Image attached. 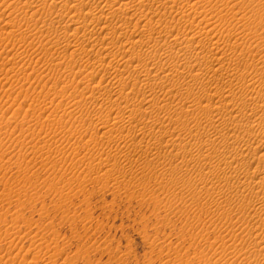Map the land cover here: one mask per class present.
<instances>
[{
    "label": "rangeland",
    "instance_id": "1",
    "mask_svg": "<svg viewBox=\"0 0 264 264\" xmlns=\"http://www.w3.org/2000/svg\"><path fill=\"white\" fill-rule=\"evenodd\" d=\"M139 1L134 0L135 3ZM152 1L148 3L158 6L160 4V12L156 13L157 11H150L149 7H145L140 21H135V18L131 20L127 18L125 21L123 18L131 15L132 12L128 10L129 14H127L125 7L120 4L121 1L117 0L114 5L117 9L112 14L103 15L99 22L98 17L93 18V15L89 14L86 16V11L78 14L75 17L76 21L75 19L71 21L69 19L72 14L53 0H0V85L2 84L0 86V264H264V251L261 252L262 255L251 254L249 261L238 251L241 247L246 250V245L249 246L252 230L257 233L259 232L257 226L259 224L264 226V213L258 212L253 215L257 187L245 189L246 191L242 192L245 196L237 197L222 181H219L221 188L206 182V172L210 173L215 170L212 168H218L223 164L222 157L217 156L212 159L205 157L209 151L221 149L220 136L219 133L215 135L214 132L211 133L212 130H208L212 140H208V137H204V140L197 139L200 136V129L204 127L201 130V134H204L208 123L203 103L212 104L208 109L211 111L210 118L215 114L214 120H224L239 112L241 108L239 97L253 96L252 94H257V89L260 91L258 96L264 97V0H204L195 5V0H178L175 7L184 6L181 10L173 8L170 0V2ZM134 2L132 0L131 4ZM37 4L38 9L42 8L43 11L35 15L36 18H32L31 11L37 10ZM70 5L77 4L72 1ZM119 7H122L121 10ZM145 13L151 15L150 23L148 18H145ZM157 17L161 20L158 24L155 22L159 19ZM59 19L61 22L52 24L53 20ZM85 22L91 23V27H96V30L89 29L87 35L83 29L75 30L78 25ZM142 24L143 26L148 24L147 28L144 26L146 30L151 26L160 27L161 38L158 39L156 35L146 31L149 34H146L145 44H137L136 48L133 44L131 49L133 52L120 50L117 47L120 44L118 40L126 42V40L131 41L130 37L138 39L140 29L143 30ZM101 25L109 28L103 31L99 28ZM173 26L181 28L182 31L193 30L189 38L180 34L177 40L179 44L177 42L175 47L172 45L176 40L175 33L172 35L168 32ZM209 29L215 30L211 32V36L216 39L219 36V40L223 39V41L228 39V35L234 40L243 35V40L239 38L240 43L238 49L236 48L238 51L236 50L235 57L242 60L241 63L239 62L240 65L243 64L242 66L248 63L249 69L245 70V67H242L244 71L241 69V74L238 73V76L223 75L217 80L212 73L213 69L219 66V63L215 64V62L220 57L226 58L229 51L225 52L224 47L218 49L215 46L214 51L218 49V54L216 50V54H211L212 60L200 62L195 59L194 52L187 54V49L190 51L200 47L198 41L201 35L193 38L192 34L195 31L200 33ZM128 33L130 35H127ZM167 33L173 37H168ZM102 38L105 40L103 41ZM113 41L119 44L112 46ZM185 41L192 44L189 45ZM169 42L172 46L167 45ZM183 42L185 45L182 47ZM82 45L85 49L80 48ZM93 45H95L94 49ZM154 45H157L159 51ZM76 46L79 49H76ZM95 53L96 55L101 53L106 58L105 61L97 62L98 56ZM119 57L120 60L125 59L123 63L125 65L122 66V61L118 67L116 59L119 60ZM187 58L189 64H186ZM111 59L114 60L113 63L109 62ZM159 60L160 77L162 78V74L165 77L162 80L161 78L159 80L156 72L154 73L155 68L159 67L157 64ZM205 61L208 62L207 65ZM177 62L180 66L183 64L185 66L179 67ZM151 63L154 64L152 68H150ZM145 64L149 67L146 70H152L150 82L158 90H152L154 94L150 89L144 91L148 89L144 87L145 81L142 79L143 76L146 77V71L143 69ZM115 65L117 68L114 67ZM134 66L138 69L135 70ZM162 66L163 69L168 67L164 69L165 72ZM223 66L227 67H224L225 71L230 68L227 62ZM129 67H131L130 71H128ZM176 67L181 69L173 72ZM183 67L186 70L182 69ZM190 67L193 74H198V78L203 80L197 78L193 82L190 79V83L188 82L190 87L184 88L181 85L182 88L177 81L180 82L182 79L185 81ZM122 68L132 74V77ZM199 68L202 70L200 71ZM116 70L124 72L120 73ZM170 73H175L177 77ZM120 74L126 77L123 78ZM166 74L168 75L165 76ZM153 75L157 79H154ZM168 76L174 77V80ZM230 77L234 79L231 80ZM255 79H261V82L257 81L258 85H253ZM122 80L131 82V86L123 91L122 85L119 84ZM162 82V85L158 84ZM230 82L232 84H229ZM165 83L166 87L163 88ZM142 85L144 86L141 87ZM177 88H180V91ZM207 88L209 91H206ZM181 90L182 93H187V96L179 93ZM199 93L200 95L208 93L214 97L212 101L207 97L203 98V103L193 101L195 98L200 99V95H197ZM240 93L244 94L240 95ZM180 95H183V102ZM165 96L167 100H171L167 101ZM145 97L147 101L143 99ZM186 97L193 98L188 100ZM227 100L230 102L228 103ZM126 102H129L128 106ZM151 103H156L155 109H151L155 107H152ZM196 103L199 105H195ZM125 105L129 113L131 107L132 109L136 107L137 109L134 110L137 112L132 110L131 114H118L117 110ZM214 106L218 107V110L224 109L222 112H216ZM222 106L223 108H219ZM108 111L112 112L108 114ZM143 112H147L145 116ZM176 112H180L181 115ZM175 113L180 119L172 118ZM114 114L116 118L113 117ZM182 115L185 119L181 118ZM236 115L239 120L241 118L239 113L234 116ZM151 119H154L155 123L150 129L144 125L151 122ZM144 120L149 121L144 122ZM242 120L244 124L250 121L248 118ZM135 122L136 127H134ZM129 124L134 125L132 127ZM158 124L160 126L156 129ZM127 127L132 129H126ZM134 128L140 130L135 131ZM219 132L223 133L224 129ZM178 139L182 140L179 142ZM183 139L189 141L185 151L180 148ZM168 140L175 141L178 146ZM253 140L250 142L253 143H251L252 152L257 153L256 159L251 160V155L244 157V160L250 157L246 160L251 162L248 174L250 178L256 177L253 174L255 168H264V155L259 158V153L264 152V144L258 145L257 141ZM155 142H158L157 145ZM167 142L170 143L168 147ZM150 147L152 148L149 149ZM191 156L194 158L191 159ZM178 161L182 163L181 169L177 166ZM184 162L188 165L182 166L185 165ZM218 174L216 180L217 178L223 180L224 174L222 172Z\"/></svg>",
    "mask_w": 264,
    "mask_h": 264
},
{
    "label": "bare ground",
    "instance_id": "2",
    "mask_svg": "<svg viewBox=\"0 0 264 264\" xmlns=\"http://www.w3.org/2000/svg\"><path fill=\"white\" fill-rule=\"evenodd\" d=\"M54 2L56 1L57 3H60V5H61V7L62 8H66V10H68L67 12L68 13H71L72 15H71V19H69V20H74L75 19V17H77L78 16V14H82L83 13V11H86L85 12V14H86V16L89 14V15H93V18H97L98 17V21L100 22L101 21V18L103 17V15H107V14H112L117 8H115L114 7V5H115V3H117V0H93V2H92V0H53ZM72 1H73V3L74 4H77L76 6H74V5H70V3H72ZM119 1H121V5L122 6H124L125 7V9L124 10H126V13L127 14H129V11H131L132 12V14L131 15H127V17L126 18H123L125 21H127V18H130V20L131 19H136L135 21H140V20H142V17H143V9L145 8V7H149L150 9V11H157L156 13H158V12H160V4H159V6H158V4H156V5H154V4H152V3H150L152 6H150V4L148 3V1H151V0H140L138 3H135L134 2V0H133V4H131L132 3V0H119ZM154 1V0H153ZM152 1V2H153ZM167 2L169 1V0H166ZM172 3H173V5H172V7L173 8H176L175 6H176V4H177V1L178 0H170ZM169 1V2H170ZM200 1H204V0H195V3H194V5L195 4H197L198 2H200ZM154 2H156V1H154ZM160 2V1H159ZM165 3V2H164ZM59 5V6H60ZM167 6H168V4H166ZM169 6H171V5H169ZM38 4H37V10H33V11H31L32 13V15H31V17L33 18V17H35V15L37 16L39 13H40V11H43L42 10V8H39L38 9ZM120 8H122V7H119V9ZM30 9H32V7L30 6ZM176 9H178V10H181V9H184V6H179V7H177ZM16 10V9H15ZM63 10V9H62ZM65 10V9H64ZM66 10H65V12H66ZM121 10V9H120ZM129 10V11H128ZM149 11V12H150ZM15 12H17V11H15ZM28 13V12H27ZM68 13H66V14H68ZM145 15V18H148L147 20L149 21V16H151V15H149V13L147 14V13H145L144 14ZM69 16V15H68ZM67 16V17H68ZM25 17V16H24ZM153 17V16H152ZM32 18H30V19H32ZM36 18V17H35ZM58 18V17H57ZM63 19H64V17H62ZM61 18V19H62ZM69 18V17H68ZM155 18V17H154ZM157 18H159V17H157ZM61 19H59V20H53V22H52V24L53 25H55V23L56 22H61L60 20ZM214 19V18H213ZM65 20V19H64ZM78 20V19H77ZM93 20V19H92ZM91 20V21H92ZM150 20H151V18H150ZM75 21H76V19H75ZM160 18L159 19H156L155 20V22L158 24V23H160ZM213 21V20H212ZM62 22H63V20H62ZM151 21H149V23H150ZM64 23V22H63ZM69 23H70V21H69ZM116 23L119 25V22L118 21H116ZM61 24V23H60ZM65 24V23H64ZM77 24H78V22H77ZM125 24V23H124ZM215 24V23H214ZM120 25H122V24H120ZM150 25V24H149ZM63 26V25H62ZM146 28L148 27V24H145L144 25ZM144 26H143V24H142V27H143V30L142 29H140L139 31V38L137 39L136 37V39L134 38V37H130L131 39H129V40H131V41H127L126 40V42H122L121 40H118V41H120V44L119 43H117L116 44V42L115 41H113L112 42V46L114 45H118L117 47L120 49V50H123V51H125V52H133L131 49H132V46H133V44H134V47L137 45V44H145V42H146V34H151V35H156V38H158V39H160L161 37H160V27H156V28H153L152 26L151 27H149V29L148 30H146L145 28H144ZM153 26H156V25H153ZM213 26V25H212ZM67 26H64V28H66ZM68 28V27H67ZM101 30H105V29H108L109 27L108 26H106V25H101L100 27H99ZM177 28V26H173V29H169L168 30V32H170V34H174L175 33V35H174V37L176 38V40H175V38H174V40H175V42H174V44H172L173 43V41H172V43L171 42H169V44H167L168 46H170L171 44L175 47V45L177 44V40H178V36L181 34V36H183V37H187L188 36V38H189V35L193 32V30H191V29H185V30H183L182 31V29L181 28H177V30H175ZM211 28V27H210ZM213 28V27H212ZM76 29H83L84 30V32H86V34L85 35H87V32L89 33V29H91V30H96V27H91V23H87V22H85V23H81L80 25H78V28H75V30ZM193 29V28H192ZM191 30V31H190ZM132 31V30H131ZM136 31V30H135ZM146 31H150L149 33H147ZM213 31H215V30H211V29H209V30H207L206 32H201L200 31V33L197 31H195V33H193L192 34V36L191 37H195V36H198V35H201V39L197 42L199 45H200V47L199 48H195V50H190V51H188V49H187V45L189 44V45H191L190 43H188L189 41H185L186 43H188V44H186V48L185 49H187V51H186V53L187 54H191V53H193L195 56V59L196 60H198L199 62L200 61H204V60H206V61H208V59H210V58H213L212 57V55L211 54H216V50H218L219 49V47L221 48V47H224L225 48V50H223V51H225V52H228V55L226 56V58H222L221 59V57L220 58H218V62L216 61L215 62V64L216 63H219V66H218V68H216V69H213V76L218 80V78L219 77H223V75L224 76H229V75H232L233 77H236V76H238V73H240V70L242 69L243 70V68L246 70L247 68L249 69V66L247 65V64H244V66H242V65H240L239 64V62L241 63L242 62V60L241 59H239L238 57H235V55H236V50L238 49L237 48V46H238V44L240 43V42H238L240 39L241 40H243V35H242V37H237V39L236 40H234V39H232V36L231 35H228V39H226V40H224L223 41V39L222 40H219V36L217 37V39L214 37V36H211L210 34H211V32H213ZM217 31V30H216ZM126 33H127V31H125ZM52 33V32H51ZM91 33V32H90ZM120 33H124V32H120ZM135 33V32H134ZM216 33V32H215ZM43 34V33H42ZM92 34V33H91ZM91 34L89 35V36H91ZM168 34V33H167ZM240 34V33H239ZM127 35H130L129 33L127 34ZM150 35V36H151ZM169 35V34H168ZM172 35H169L168 37H170V36H172ZM213 35V34H212ZM215 35V34H214ZM135 36V35H134ZM126 37V36H125ZM124 36H123V38H125ZM173 37V36H172ZM182 37V39L183 40H185L184 38ZM199 37V36H198ZM88 38H90V37H88ZM94 38V37H93ZM127 38V37H126ZM147 38H148V36H147ZM226 38V37H225ZM236 38V37H235ZM240 38V39H239ZM96 39V38H95ZM105 40V38H102V40ZM122 39V38H121ZM166 39V38H165ZM192 39V38H191ZM88 40H92L93 41V39H88ZM100 40V39H99ZM98 40V41H99ZM103 40V41H104ZM169 40H171V39H169ZM233 40V41H232ZM117 41V40H116ZM149 42H150V40H148ZM154 41V40H153ZM167 41V40H166ZM180 41V40H179ZM223 41V42H222ZM1 42V41H0ZM72 42V41H71ZM76 42H79V41H76ZM95 42H97V41H95ZM122 42V43H121ZM181 42V41H180ZM81 43V42H80ZM83 43V42H82ZM102 43V42H101ZM154 43V42H153ZM158 43V42H157ZM184 43V42H183ZM57 44V43H56ZM67 44V43H66ZM78 44V43H77ZM94 44V43H93ZM131 46H130V45ZM148 44V43H147ZM146 44V45H147ZM155 44H156V42H155ZM178 44H179V42H178ZM182 44V43H181ZM83 45H85V44H83ZM83 45L80 47L81 49H83L84 47H83ZM96 46H97V44H95ZM95 45H93V49H94V46ZM152 45V44H151ZM158 45V44H157ZM156 45V46H157ZM166 45V46H167ZM171 45V46H172ZM185 45V43L182 45V47ZM138 46V45H137ZM150 46V45H149ZM155 46V45H154ZM154 46H153V48H154ZM155 46V47H156ZM195 46H196V44H195ZM215 46H217V48L218 49H215V51H214V47ZM77 48L76 49H79L78 48V46H76ZM133 47V48H134ZM160 47V46H159ZM162 47H164V46H162ZM173 47V48H174ZM177 47V46H176ZM180 47V46H179ZM65 48V47H64ZM116 48V47H115ZM136 48V47H135ZM161 48V47H160ZM165 48V47H164ZM181 48V47H180ZM180 48H179V50H180ZM237 48V49H236ZM85 49V48H84ZM142 49V48H141ZM165 49H167V48H165ZM170 49V48H169ZM185 49H182V50H184L185 51ZM192 49V48H191ZM148 50H150L149 48H148ZM156 50H158V47H156ZM171 50V49H170ZM177 50H178V48H177ZM177 50H174V51H177ZM74 51V50H73ZM117 51H119V50H117ZM122 51V52H123ZM137 51V50H136ZM159 51V50H158ZM157 51V52H158ZM164 51V50H163ZM238 51V50H237ZM250 51V50H249ZM138 52H139V50H138ZM137 52V53H138ZM151 52V51H150ZM149 52V53H150ZM154 52V51H153ZM166 52H169V51H166ZM179 52H183V51H179ZM218 52H219V50L217 51V54H218ZM222 52V51H221ZM248 52V51H247ZM155 53V52H154ZM159 53V52H158ZM163 53V52H162ZM176 53H178V52H176ZM238 53V52H237ZM240 53V52H239ZM238 53V54H239ZM100 55H101V53H99ZM99 54H97L96 55V53H95V55L96 56H98L97 57V59H98V61L97 62H104L105 61V57H103L102 55L100 56ZM151 54V53H150ZM156 54V53H155ZM155 54H153L154 56H156ZM166 54V53H165ZM167 54H169V53H167ZM166 54V55H167ZM180 54V53H179ZM183 54V53H182ZM222 54V53H221ZM221 54H219V56L221 55ZM242 54H244V52L242 53ZM241 54V55H242ZM94 55V54H93ZM124 55V54H123ZM142 55V54H141ZM145 55H146V53H145ZM159 56H160V54H158ZM177 55V54H176ZM223 55V54H222ZM240 55V57H242ZM248 55V54H247ZM121 56H122V54H121ZM139 56V55H138ZM149 56V55H148ZM169 56V55H168ZM175 56V55H174ZM178 56V55H177ZM189 56V55H188ZM192 56V55H191ZM211 56V57H210ZM215 56V55H214ZM244 56V55H243ZM15 57V56H14ZM124 58H125V55L123 56ZM122 57V58H123ZM140 57V56H139ZM171 57V56H170ZM180 57V56H179ZM193 57V56H192ZM247 57H249V55L247 56ZM246 57V58H247ZM91 58V57H90ZM90 58H88V59H90ZM120 58L121 57H119V60H117L116 59V62H117V66L119 67V65L121 64L120 62H122L123 60H120ZM141 58H143L142 60H144V57H142L141 56ZM140 58V59H141ZM146 58V57H145ZM151 58V57H150ZM157 58H159L160 59V57H157ZM166 58H168V57H166ZM166 58H164V60H168V59H166ZM178 58V57H177ZM153 59H155V57H153ZM152 59V60H153ZM172 59V58H171ZM170 59V60H171ZM183 59V58H182ZM185 59V58H184ZM190 59H192L191 57H190ZM226 59V60H225ZM160 60H162V58L160 59ZM160 60H159V62H157V64H158V66L159 67H157V69L155 68V71H154V73L156 72L157 74V77L159 78V80H160ZM163 60V61H164ZM177 60V59H176ZM186 60V59H185ZM184 60V61H185ZM210 60H212V59H210ZM214 60V59H213ZM247 60V59H246ZM96 61V60H95ZM124 61H125V59H124ZM124 61L122 62V66L123 65H125V64H123L124 63ZM128 61V60H127ZM126 61V62H127ZM157 61H158V59H157ZM177 61H179V60H177ZM205 61V62H206ZM16 62V61H15ZM90 62H93V61H90ZM97 62H94V63H97ZM110 63H113L114 62V60L113 59H111L110 61H109ZM130 62V61H129ZM128 62V63H129ZM144 62V61H143ZM150 62V61H149ZM149 62H147V63H149ZM165 62V61H164ZM168 62H169V60H168ZM173 62V61H172ZM176 61H174V63H175ZM189 62L190 61H188V58H187V62H186V64H189ZM227 62V66L228 67H230L228 70L226 69V71H225V69H224V67L226 66H223L225 63ZM248 62V61H247ZM109 63V64H110ZM146 63V62H145ZM167 63V62H166ZM178 63V62H177ZM181 63V62H180ZM202 63V62H201ZM207 63L208 62H206V65H207ZM211 63H213V62H211ZM93 64V63H92ZM98 64V63H97ZM109 64H107V65H109ZM116 64V63H115ZM127 64V63H126ZM142 64V63H141ZM140 64V65H141ZM195 64V63H194ZM250 64V63H249ZM106 65V66H107ZM134 65V64H133ZM143 65V64H142ZM146 65V64H145ZM148 65V64H147ZM147 65L143 68V69H145V71H146V73H145V76L146 77H144L143 76V78L142 79H144L143 81H145V82H143V81H141V83L143 82L144 83V85H142L141 87H145V88H148V89H145L144 91H146V90H151V92H153L152 90H157V89H155L154 87V85H153V83H151L150 82V78H151V74H152V70H150V69H148V70H146L147 68H149V67H147ZM152 65L154 66V64H152L151 63V67L150 68H152ZM163 66H164V63L162 64ZM171 65H173V64H171ZM178 65H179V67H182L183 65H182V63H181V65L182 66H180V64L178 63ZM197 65H200V64H197ZM117 66L115 65L114 67H116L117 68ZM128 66V65H127ZM135 66H137V65H135ZM134 66V67H135ZM163 66H162V69H163ZM167 66H170V65H167ZM174 66H177V65H174ZM174 66H172V67H174ZM185 66V65H184ZM203 66V65H202ZM223 66V67H222ZM255 66H256V64H255ZM109 67H110V65H109ZM113 67V66H112ZM172 67H170V69H172ZM188 67V66H187ZM207 67H209V66H206V68ZM214 67H215V65H214ZM213 67V68H214ZM243 67V68H242ZM94 68V67H93ZM108 68V67H107ZM106 68V69H107ZM130 68L131 67H129V70L128 71H130ZM166 68V67H165ZM164 68V69H165ZM168 68V67H167ZM166 68V69H167ZM189 68V67H188ZM191 68L192 67H190V72L188 71V75L186 76V79H185V81H182V80H180V82L179 81H177L179 84H180V86L181 85H183V87L185 88V86L186 87H190L189 85H188V82H189V80L191 79L193 82H194V80H197V78H198V74H193V72H192V70H191ZM225 68H227V67H225ZM100 69V68H99ZM102 69V68H101ZM110 69V68H109ZM114 69V68H113ZM119 69V68H118ZM121 69V68H120ZM122 69H125V68H122ZM135 70H137L138 68L137 67H135L134 68ZM154 69V68H153ZM161 69V70H162ZM163 69V70H164ZM181 69V68H180ZM180 69H178L177 67H176V69L173 71V72H178ZM182 69H184V67L182 68ZM200 69V68H199ZM204 69V68H203ZM208 69H210V68H208ZM184 70H186V68L184 69ZM202 69H200V71H201ZM205 70H207V69H205ZM224 70V71H223ZM114 71V70H113ZM116 71H119V70H116ZM121 71H123V70H120L119 72L121 73ZM125 71H126V69H125ZM128 71H126L127 73H129ZM140 71V70H139ZM166 71H168V70H166ZM183 71V70H182ZM194 71V70H193ZM196 71V70H195ZM208 71V70H207ZM244 71V70H243ZM242 71V73H245V72H243ZM248 71V70H247ZM124 72V71H123ZM122 72V73H123ZM135 72V71H134ZM163 72H165V70L163 71ZM170 72H172V70L170 71ZM185 74H186V72L185 71H183ZM205 72V71H204ZM223 72V73H222ZM109 73L111 74V72L109 71ZM113 73V72H112ZM132 73H133V70H132ZM143 73V74H144ZM153 73V74H154ZM168 74H169V72H167ZM200 73V72H199ZM207 73V72H206ZM130 74V73H129ZM136 74V73H135ZM135 74H134V76H135ZM139 74V73H138ZM168 74H166L165 76H167ZM170 74H172V73H170ZM178 74V73H177ZM201 74V73H200ZM241 74V73H240ZM109 75V74H108ZM116 75H117V72H116ZM115 75V76H116ZM120 75H122V74H120ZM127 75V74H126ZM132 74H130V77H132L131 76ZM155 75V74H154ZM153 75V76H154ZM159 75V76H158ZM183 75V74H182ZM203 75H205V74H203ZM209 75V74H208ZM212 75V74H211ZM104 76H105V73H104ZM114 76V75H113ZM118 76V75H117ZM123 76V75H122ZM122 76H120V78L122 77ZM133 76V78H135ZM172 76H174V77H177V76H175V73L174 74H172ZM172 76H168L169 78H171ZM185 76V75H184ZM107 77V76H106ZM126 76L124 75L123 76V78H125ZM129 77V76H128ZM157 77L155 78V76H154V79H157ZM164 76H163V74H162V78H163ZM174 77H172L173 78V80H174ZM200 77V76H199ZM201 77H203V76H201ZM209 77V76H208ZM210 77H212V76H210ZM231 78V80L232 79H234V78ZM162 78H161V80H162ZM165 78V77H164ZM163 78V79H164ZM178 78H179V75H178ZM257 78V77H256ZM102 79V78H101ZM117 79H119L118 77H117ZM130 80H131V78H129ZM137 79V78H136ZM136 79H134V80H136ZM142 79H140V80H142ZM177 79V78H176ZM199 79V78H198ZM200 79H202L203 80V78H200ZM199 79V80H200ZM211 78H209V80H210ZM216 79H212L213 81L214 80H216ZM226 80H228L227 78H225ZM258 79V78H257ZM257 79H255V82L253 83V85H258L257 84V81L260 83L261 82V79L260 80H257ZM103 80V79H102ZM110 80V79H109ZM138 80V79H137ZM148 80V81H147ZM168 80V79H167ZM172 80V81H173ZM179 80V79H178ZM201 80V81H202ZM216 80V81H217ZM225 80V81H226ZM230 80V81H231ZM153 81V80H152ZM164 81V80H163ZM182 81V82H181ZM206 81V80H205ZM213 81H212V83H213ZM215 81V82H216ZM223 81V83H224V80H222ZM237 81V80H236ZM235 80H234V82H236ZM241 81V80H240ZM251 81V80H250ZM113 82V81H112ZM134 82V81H133ZM153 82H159L158 80H156V81H153ZM176 82V81H175ZM198 82V81H197ZM208 82V81H207ZM218 82V81H217ZM239 82V81H238ZM263 82V81H262ZM89 83V82H88ZM119 83V82H118ZM130 81H125V80H122L121 81V83H119V84H121L122 86H121V90L123 91V90H125V89H127L128 88V86L130 85ZM190 83V82H189ZM201 83V82H200ZM220 83H221V81H220ZM223 83H221L222 85H223ZM133 84V83H132ZM137 84V83H136ZM158 84H160V85H162L163 84V82L162 83H158ZM171 84H174V83H171ZM199 84V83H198ZM226 84V83H225ZM229 84H232L231 82L229 83ZM236 84V83H235ZM2 85V84H1ZM0 85V86H1ZM88 85V84H87ZM113 85V84H112ZM165 86H163V88L164 87H166V83L164 84ZM176 86H178V84H175ZM174 85V86H175ZM192 85V84H191ZM212 85V84H211ZM237 85V84H236ZM264 85V84H263ZM90 86H91V84H90ZM115 86V85H114ZM131 86V85H130ZM193 86H194V84H193ZM192 86V87H193ZM203 86H205V85H203ZM207 86V85H206ZM224 86V85H223ZM227 86V85H226ZM230 86V85H229ZM132 87H133V85H132ZM182 87V86H181ZM182 87V88H183ZM195 87V86H194ZM194 87L192 88V90L194 89ZM211 87V86H210ZM209 87V88H210ZM216 87H218V86H216ZM231 87V86H230ZM6 88V87H5ZM101 88V87H100ZM135 87H133L132 89H134ZM160 88V87H159ZM162 88V89H163ZM172 88V90H174L173 89V87H171ZM171 88L169 89V90H171ZM200 88V87H199ZM202 88V87H201ZM221 88V87H220ZM233 88H234V86H233ZM84 89V88H83ZM117 89V88H116ZM166 89V88H165ZM178 89V88H177ZM180 89V88H179ZM178 89V90H179ZM212 89V88H211ZM230 89V88H229ZM254 89H255V87H254ZM262 89V88H261ZM102 90V89H101ZM118 90H120V89H118ZM117 90V91H118ZM129 90H130V88H129ZM189 90V89H188ZM191 90V91H192ZM204 90V89H203ZM213 90V89H212ZM220 90H222V89H220ZM220 90H218V91H220ZM225 90V89H224ZM106 91V90H105ZM108 91V90H107ZM134 91V90H133ZM158 91V90H157ZM180 91V90H179ZM187 91V90H186ZM199 91H201V92H203L202 90H199ZM199 91H197V92H199ZM206 91H209V89L207 88V90ZM223 91V90H222ZM233 91V90H232ZM254 91V90H253ZM86 92V91H85ZM141 92H142V90H141ZM149 92V91H148ZM166 92H168V91H166ZM176 92H178L177 90H176ZM175 92V93H176ZM188 92V91H187ZM213 92H215V91H213ZM229 92H230V90H229ZM105 93V92H104ZM113 93V92H112ZM128 93V92H127ZM126 93V94H127ZM137 93V92H136ZM144 93V92H143ZM147 93V92H146ZM145 93V94H146ZM150 93V92H149ZM158 93H160V92H158ZM165 93V92H164ZM170 93V92H169ZM168 93V94H169ZM173 93V92H172ZM175 93H174V95H175ZM179 93H182V90H181V92H179ZM256 93L257 94H252L253 96H243V97H239L238 99L240 100V105H241V108H240V110H239V112H235V114L236 113H239V116L241 117L239 120H238V116L236 115V116H234L233 114H232V112H233V110H234V108H233V110H231L232 112L230 113V114H232V116H228V117H226V118H228V119H224V120H214V116H215V112L214 113H212V114H214V116H213V118H210L211 116V114H209L211 111H209L208 109H209V107L212 105H210V103L209 102H207L209 105H205L202 101H203V98H205V97H207L208 98V100L209 101H212L211 99L214 97V95H209L208 93H205V94H203L202 93V95H200V93L199 94H197V95H200V99H197V98H195L193 101H195V102H199V103H203V109L206 111V113H207V117H206V120L208 121V123H207V125L205 126V125H203V126H205V132H203L204 134H201V130L204 128H202V129H200V131H199V133H200V136L197 138V133H196V138L198 139V140H204L203 138L204 137H208V140H212V137H209V132L210 131H208V130H212L211 131V133L212 132H214L215 133V135L217 134V133H219V136H220V141H221V145H220V148L221 149H214V150H212L210 153L208 152V154H206L205 155V157H210L211 159L212 158H215V157H217V156H219V157H222V159H223V164H221L218 168H212V170L213 169H215L214 171H211L210 173H207L206 172V177H205V180H206V182H208L210 185H212V186H214V187H217V188H221V187H219L220 186V182L222 181V182H224L225 184H226V187L228 188V189H230V191L232 192V193H234V195H236L237 197H240L241 195H242V192L245 190V189H255L256 187H257V193L254 195L255 197H256V199H255V207H254V214L253 215H255V214H258V212H261V213H264V168H260V167H257V168H255L254 170H253V174L254 175H256V177L255 178H253V176H252V178H250L249 176H248V174H249V171H250V168H249V166H251V162L249 163L248 161H246L248 158H250L249 156L251 155V160H255L256 159V157H257V153L256 152H252V142L254 141L253 139H255L256 141H257V144L259 145H263L264 144V97H260V96H258V94L260 93V91H259V89H257L256 90ZM92 94H95V93H93L92 92ZM125 94V95H126ZM150 94H152V93H150ZM153 94H154V92H153ZM157 94V93H156ZM182 94H185V93H182ZM191 94V93H190ZM195 94V93H194ZM221 94V93H220ZM242 93H240V95H241ZM244 94V93H243ZM242 94V95H243ZM262 94V93H261ZM143 95V94H142ZM147 95H148V93H147ZM166 95V94H165ZM186 96H187V93L185 94ZM184 95V96H185ZM189 95V94H188ZM219 95V94H218ZM217 95V96H218ZM237 96H239L238 94H236ZM263 95V94H262ZM96 96V95H95ZM100 96V95H99ZM130 96V95H129ZM138 96V95H137ZM151 96V95H150ZM157 96H158V94H157ZM168 97H170L169 95H167ZM183 95H180V99H182L183 97H182ZM83 97V96H82ZM152 97H154V95L152 96ZM197 97V96H196ZM221 97H223V95L221 96ZM231 97V96H230ZM85 98H86V96H85ZM91 98V97H90ZM94 98V97H93ZM93 98L91 99V100H93ZM123 98V97H122ZM146 98V97H145ZM145 98H143L144 100H146L147 101V98L145 99ZM156 98V97H155ZM165 98H166V96H165ZM165 98H164V100H165ZM188 98H193V97H188ZM187 97H186V99H188ZM219 98V97H218ZM95 99V98H94ZM98 99V98H97ZM157 99V98H156ZM158 99H159V97H158ZM232 99V98H231ZM238 99H236V100H238ZM117 100V99H116ZM131 100V99H130ZM140 100H141V98H140ZM151 100V99H150ZM155 100V99H154ZM166 100H167V98H166ZM171 100V99H170ZM170 100H167V101H170ZM189 100V99H188ZM187 100V101H188ZM207 99H206V101H208ZM214 100V99H213ZM220 100H221V98H220ZM220 100H219V102H220ZM105 101V100H104ZM111 101V100H110ZM122 101V100H121ZM124 101V100H123ZM133 101V100H132ZM143 101V100H142ZM146 101H145V103H146ZM167 101H165L166 103H167ZM172 101H173V99H172ZM171 101V102H172ZM177 101V100H176ZM192 101V102H193ZM222 101V100H221ZM232 101H233V99H232ZM93 102V101H92ZM103 102V101H102ZM101 102V103H102ZM119 102V101H118ZM130 102V101H129ZM128 102V103H129ZM155 102V101H154ZM158 102H159V100H158ZM180 102V101H179ZM182 102H183V99H182ZM191 102V101H190ZM205 102V101H204ZM227 102H228V100H227ZM230 102V101H229ZM228 102V103H229ZM234 102V101H233ZM97 103V102H96ZM113 103H116V102H113ZM127 103V102H126ZM128 103H127V106H128ZM173 103V102H172ZM178 103V102H177ZM187 103V102H186ZM215 103V102H214ZM103 104V103H102ZM152 105V107H154L155 105H156V103L154 104V103H151ZM168 105H171V104H169V103H167ZM182 104V103H181ZM198 103H196L195 105H197ZM218 104H220V103H218ZM231 104V103H230ZM117 105V104H116ZM115 105V106H116ZM118 105H120V104H118ZM124 104H121V106H123ZM130 105H132V104H130ZM150 104H148V106H149ZM160 105V104H159ZM180 105V104H179ZM182 105H185V104H182ZM182 105H181V107H182ZM187 105V104H186ZM194 105V104H193ZM194 105V106H195ZM199 105V104H198ZM197 105V106H198ZM201 105V104H200ZM223 105V104H222ZM77 106V105H76ZM102 106V105H101ZM106 105H104V107H105ZM109 106V105H108ZM114 106V107H115ZM176 106H178V105H176ZM189 106L191 107V105L189 104ZM219 106V105H218ZM80 107V106H79ZM112 107V106H111ZM110 107V108H111ZM135 107V106H134ZM146 107V109H147V106H145ZM145 107H144V109H145ZM158 108H161V107H159V106H157ZM169 107V106H168ZM187 107V106H186ZM201 107V106H200ZM199 107V108H200ZM212 107V106H211ZM226 107H227V105H226ZM108 108V107H107ZM113 108V107H112ZM133 107H131V108H129V110H130V113L126 110V105H125V107H120L117 111V113L118 114H126V113H129V114H131V112H132V110H134V109H132ZM150 108V107H149ZM156 108V106L154 107V108H151V109H155ZM175 108V107H174ZM178 108H180V107H178ZM193 108V107H192ZM197 109H198V107H196ZM214 108L215 109H217L215 106H214ZM219 108H223V106L222 107H219ZM237 108H239V107H237ZM137 109V108H136ZM141 109H143V108H141ZM144 109L142 110V111H144ZM166 109V108H165ZM183 109V108H182ZM187 109L188 108H186L185 109V111H187ZM224 109V108H223ZM222 109V110H223ZM107 110H109V108L107 109ZM116 110V109H115ZM180 110V109H179ZM222 110H216V112L218 111H221L222 112ZM235 110H237V109H235ZM65 111V110H64ZM113 111V110H112ZM112 111H108V114H110V112H112ZM122 112V113H120V112ZM135 111V110H134ZM134 111H133V113L132 114H134ZM139 112H140V110H138ZM155 111V110H154ZM153 111V112H154ZM159 111H160V109H159ZM159 111L157 112V113H159ZM176 111H178V109L176 110ZM198 111V110H197ZM230 111V110H229ZM135 112H137V111H135ZM152 112V111H151ZM192 112H193V110H192ZM191 112V113H192ZM195 112V111H194ZM201 113H202V111H200ZM213 112V111H212ZM220 112V113H221ZM147 113V112H146ZM146 113H144L143 112V114H144V116H145V114ZM150 113V112H149ZM177 113V112H176ZM175 113V114H176ZM180 112H178L177 114H179ZM187 113V112H186ZM191 113H189V116H190V114ZM196 113V112H195ZM220 113H219V115H220ZM107 114V115H108ZM117 114V115H118ZM128 114V116H130ZM143 114L141 115V116H143ZM177 114L175 115V116H173L172 118H174V117H178L177 116ZM185 114V113H184ZM188 114V113H187ZM221 114H223V113H221ZM229 114V115H230ZM62 115V114H61ZM67 115V114H66ZM65 115V116H66ZM115 115L116 114H114V118H116L115 117ZM121 115V116H122ZM148 115V114H147ZM152 115V114H151ZM179 115H181V113L179 114ZM186 115V114H185ZM195 115V114H194ZM199 115V114H198ZM126 116V115H125ZM136 116V115H135ZM144 116H143V118H144ZM154 116H156V115H154ZM183 116V117H182ZM181 116V118H184L185 116L184 115H182ZM187 116V115H186ZM112 117V118H113ZM138 117V116H137ZM150 117V116H149ZM191 117H193V115L191 116ZM190 117V118H191ZM195 117V116H194ZM218 117V116H217ZM225 117V116H224ZM223 117V118H224ZM238 117V118H237ZM111 118V119H112ZM118 118H120L121 119V117H118ZM126 118V117H125ZM132 118V117H131ZM134 118V117H133ZM139 118V117H138ZM138 118H137V120H138ZM153 118V117H152ZM156 119H157V117H155ZM197 118V117H196ZM201 118V117H200ZM216 118V117H215ZM244 118H248L250 121L248 122V123H246V124H244V123H242V119H244ZM149 119V118H148ZM178 119H180L179 117H178ZM185 119V118H184ZM188 119V118H187ZM220 119H221V117H220ZM101 120H103V119H101ZM114 120V119H113ZM123 120V119H122ZM139 120H140V118H139ZM152 120V121H151ZM150 121L151 122H148V123H145V125L144 126H146V127H151V125H153V123H155L153 120L154 119H151ZM158 120V119H157ZM197 120V119H196ZM203 120V119H202ZM205 120V121H206ZM107 121V120H106ZM130 121H132V120H130ZM145 121H149V120H144V122ZM160 121V120H159ZM173 121V120H172ZM176 121V120H175ZM180 121V120H179ZM179 121H177V122H179ZM183 121H185V120H183ZM204 121V122H205ZM121 122V121H120ZM119 122V123H120ZM123 122H125V121H123ZM133 122V121H132ZM142 122V121H141ZM163 122V121H162ZM201 122H203V121H201ZM107 123H109V122H107ZM130 123V122H129ZM138 123V122H137ZM170 123V122H169ZM180 123V122H179ZM197 123V122H196ZM198 123H199V119H198ZM123 124V123H122ZM125 124V123H124ZM138 124H140V122L138 123ZM160 124H163V123H160ZM160 124H158L157 125V127H156V129H158V126H160ZM168 124V123H167ZM177 124V123H176ZM116 125H118V124H116ZM130 125V124H129ZM134 125V124H133ZM133 125H130V126H132L133 127ZM141 125H143V122H142V124ZM140 125V126H141ZM182 125V124H181ZM110 126V125H109ZM111 126H113V125H111ZM122 127H123V125H121ZM120 126V127H121ZM128 126V125H127ZM164 126V125H163ZM104 127V126H103ZM125 127V126H124ZM134 127H136V122H135V125H134ZM175 127V126H174ZM182 127V126H181ZM190 127V126H189ZM105 128V127H104ZM99 129V128H98ZM110 129V128H109ZM126 129H129L128 127L126 128ZM132 129V128H131ZM131 129H129V130H131ZM139 129V128H138ZM138 129H135L134 128V130L135 131H137ZM140 129H141V127H140ZM139 129V130H140ZM143 129H145V128H142V130ZM151 129V128H150ZM149 129V130H150ZM168 129V127L166 128V130ZM173 129V128H172ZM175 129V128H174ZM222 129H224V132L223 133H221V132H219L220 130H222ZM105 130V129H104ZM147 131H148V129H146ZM161 130H162V127H161ZM165 130V129H164ZM177 130V129H176ZM180 130V129H179ZM178 130V131H179ZM197 130V129H196ZM109 131V130H108ZM113 131V130H112ZM145 131V130H144ZM144 131H143V133H144ZM159 131V130H158ZM195 131V130H194ZM193 131V132H194ZM197 131V132H198ZM117 132H118V130H117ZM120 132V131H119ZM121 132L123 133V131L121 130ZM131 132V131H130ZM133 132V131H132ZM150 132V131H149ZM148 132V133H149ZM160 132H162V131H160ZM191 132V131H190ZM189 132V133H190ZM196 132V131H195ZM104 133H105V131H104ZM108 133V132H107ZM128 133V132H127ZM134 133V132H133ZM136 133V132H135ZM147 133V132H146ZM151 133V132H150ZM158 134H159V132H157ZM157 133H155V134H157ZM106 134V133H105ZM119 134H121V133H119ZM139 134H140V132H139ZM164 134V133H163ZM166 134V133H165ZM168 134V133H167ZM177 134V133H176ZM176 134L174 135V137L176 136ZM178 134H179V132H178ZM193 134H195V133H193ZM193 134H192V136H193ZM125 135H127V134H125ZM129 136H130V134H128ZM170 135V134H169ZM191 135V134H190ZM129 136H126V137H129ZM259 136H262V137H259ZM113 137V136H112ZM124 137V136H123ZM126 137H124V138H126ZM135 136H133V138H134ZM138 137H140V136H138ZM141 137L143 138L144 136H142L141 135ZM141 137L139 138V139H141ZM154 137V136H153ZM156 137V136H155ZM188 137H189V135H188ZM194 137V141H195V138ZM122 138V137H121ZM146 138V137H145ZM176 138V137H175ZM182 138H183V136H182ZM189 138H191V136L189 137ZM206 138H205V140H206ZM144 139V138H143ZM149 139H151V138H149ZM157 141H160V140H158L157 138H155ZM171 139H173V138H171ZM188 139V138H187ZM253 141H252V140ZM129 140V139H128ZM133 140H136V139H133ZM182 140V139H181ZM181 140H179L178 139V141L180 142ZM184 140V139H183ZM192 140V139H191ZM138 142H144L143 140L141 141H139V140H137ZM168 141H170V142H173V144L174 145H177L176 143H175V141H173V140H168ZM207 141V140H206ZM250 141H252V142H250ZM137 142V143H138ZM179 142H177L178 144H179ZM122 143H124V142H122ZM148 143V142H147ZM154 143V142H153ZM158 143V142H157ZM157 143L155 142V144L157 145ZM252 143V144H251ZM256 143V142H255ZM254 143V144H255ZM128 144V143H127ZM133 145H134V143H132ZM151 145H152V143H150ZM170 145V143H168L167 142V144H166V146L167 145ZM155 145V146H156ZM168 145V146H169ZM172 145V144H171ZM189 145V141L188 140H184L183 142H181V145H180V148L181 149H183L184 151H185V149L187 148V146ZM236 145H238V146H236ZM167 146V147H168ZM178 146V145H177ZM172 147V146H171ZM152 147H150L149 149H151ZM159 148V147H158ZM175 148V147H174ZM177 148V147H176ZM219 148V147H218ZM177 149H179V148H177ZM189 149V148H188ZM191 149V148H190ZM154 150V149H153ZM156 150H157V148H156ZM152 151V150H151ZM158 151V150H157ZM188 151V150H187ZM110 152V151H109ZM140 152V151H139ZM148 152V151H147ZM190 152V151H189ZM126 153V152H125ZM143 153V152H142ZM148 154V153H147ZM245 154V155H244ZM106 155V154H105ZM246 155H249L248 156V158L246 159V160H244V157L246 156ZM264 155V152H260L259 153V158L261 157V156H263ZM118 156V155H117ZM126 156H127V154H126ZM138 156V155H137ZM193 156V155H192ZM192 156H191V159H193L192 158ZM195 157H196V155H195ZM247 157V156H246ZM245 157V158H246ZM141 158V157H140ZM189 158V157H188ZM184 159V158H183ZM196 159V158H195ZM185 160V159H184ZM250 160V161H251ZM181 161V160H180ZM192 161V160H191ZM193 161H195V160H193ZM197 161V160H196ZM179 162V161H178ZM183 162V161H182ZM186 162V161H185ZM185 162H184V164H185ZM188 162V161H187ZM186 162V163H187ZM173 163V162H172ZM175 163V162H174ZM182 164V163H181ZM181 164H180V162L179 163H177V166L178 167H180L179 169H181ZM250 164V165H249ZM170 165V164H169ZM188 165V164H187ZM186 164L185 165H182V166H187ZM190 165V164H189ZM135 168V167H134ZM139 169V168H138ZM160 169V168H159ZM175 171H176V169H174ZM218 171V172H215V171ZM177 171H178V169H177ZM223 173L224 174V179L223 180H221V179H219V178H217V180H216V177H218V173ZM158 173V172H157ZM244 177V178H243ZM220 181V182H219ZM222 184V183H221ZM224 188V187H223ZM246 191V190H245ZM255 193V192H254ZM244 194V193H243ZM259 194H261L260 196H259ZM242 196H245V195H242ZM261 215V214H260ZM16 229V228H15ZM257 229L259 230V232H255V231H251V233H250V236H251V241H250V244H249V246H251L252 245V247H249V246H247L246 245V250H243V248L241 247V248H239L238 249V247L236 248V249H238V251L240 252V253H242L243 255H244V257L247 259V261H249L250 260V258H251V254H254V255H262L261 254V252L262 251H264V226L262 225V224H259L258 226H257ZM256 230V229H255ZM245 231V230H244ZM17 232V231H16ZM248 234H249V232H248ZM241 237V236H240ZM250 238V237H249ZM225 243V242H224ZM222 246V245H221ZM235 249V250H236ZM249 251L251 252V253H249ZM253 256V255H252Z\"/></svg>",
    "mask_w": 264,
    "mask_h": 264
}]
</instances>
